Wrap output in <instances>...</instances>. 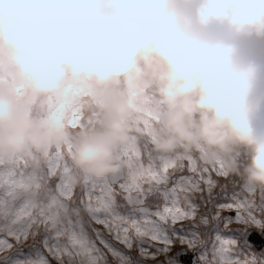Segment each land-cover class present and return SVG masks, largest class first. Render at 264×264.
I'll list each match as a JSON object with an SVG mask.
<instances>
[{
  "label": "clouds",
  "instance_id": "clouds-1",
  "mask_svg": "<svg viewBox=\"0 0 264 264\" xmlns=\"http://www.w3.org/2000/svg\"><path fill=\"white\" fill-rule=\"evenodd\" d=\"M0 70L24 92L0 88L2 152L42 147L30 102L70 72L94 81L105 103L102 124L74 145L83 173L122 171L123 86L154 97L157 153L203 149L245 187L264 189V0H0Z\"/></svg>",
  "mask_w": 264,
  "mask_h": 264
},
{
  "label": "snow or ice",
  "instance_id": "snow-or-ice-1",
  "mask_svg": "<svg viewBox=\"0 0 264 264\" xmlns=\"http://www.w3.org/2000/svg\"><path fill=\"white\" fill-rule=\"evenodd\" d=\"M136 124L143 139L117 149L115 176L76 168L70 142L45 148L39 176L0 169V264H264V189L203 149L157 153L151 121Z\"/></svg>",
  "mask_w": 264,
  "mask_h": 264
},
{
  "label": "rangeland",
  "instance_id": "rangeland-1",
  "mask_svg": "<svg viewBox=\"0 0 264 264\" xmlns=\"http://www.w3.org/2000/svg\"><path fill=\"white\" fill-rule=\"evenodd\" d=\"M0 88L13 90L17 98H22L24 95L23 90L14 85L2 70H0ZM119 91L124 96L128 108L127 136L122 145H125L132 135H135L137 139H143L141 132L137 130L136 122L138 120L147 118L151 121L154 134L156 119L154 112L156 101L154 97L145 94L144 99L141 100L137 96L128 93L123 86H120ZM104 114L105 103L99 95L95 82L87 78L74 79L70 72L66 73L65 81L56 93L34 98L30 102V118L38 127L46 131V142L39 150H32L29 155H17L0 151V169L7 171L16 168L17 165L22 167L26 162L28 167L24 169L25 173L33 177L39 176L42 174L45 148L63 146L69 142L72 146L71 161L74 165L72 156L76 140L80 134L98 128L103 122ZM75 115L82 117V127L70 129L66 126L67 121ZM57 135L60 136V139L54 140L53 137ZM24 191L27 193L34 192L36 197L34 188H20L16 193L18 196L27 197Z\"/></svg>",
  "mask_w": 264,
  "mask_h": 264
}]
</instances>
